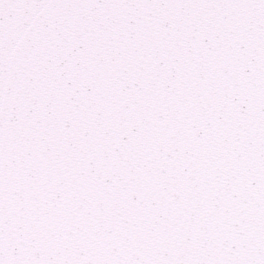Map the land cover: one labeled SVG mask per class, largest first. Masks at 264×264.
<instances>
[{
  "label": "snow or ice",
  "instance_id": "obj_1",
  "mask_svg": "<svg viewBox=\"0 0 264 264\" xmlns=\"http://www.w3.org/2000/svg\"><path fill=\"white\" fill-rule=\"evenodd\" d=\"M0 264H264V0H0Z\"/></svg>",
  "mask_w": 264,
  "mask_h": 264
}]
</instances>
